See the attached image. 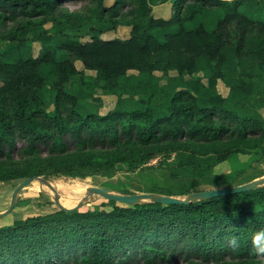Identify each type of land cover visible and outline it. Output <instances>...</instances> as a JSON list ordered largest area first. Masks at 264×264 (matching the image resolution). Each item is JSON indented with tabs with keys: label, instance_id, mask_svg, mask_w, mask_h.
<instances>
[{
	"label": "trees",
	"instance_id": "trees-1",
	"mask_svg": "<svg viewBox=\"0 0 264 264\" xmlns=\"http://www.w3.org/2000/svg\"><path fill=\"white\" fill-rule=\"evenodd\" d=\"M66 1L0 0V21L26 18L0 34L14 41L0 50V182L145 171L151 177L133 184L135 193L186 197L255 178L216 168L256 149L264 157V116L250 105L256 85L264 92V0H175L170 17L154 12L153 5L164 0H134L124 15L119 13L124 0L112 6L94 0L97 6L89 15L58 13ZM49 21L64 27L92 23L93 32L88 40L53 35L45 27ZM120 23L131 26L128 38L101 37ZM32 32L43 45L38 55L27 42ZM60 51L66 56L59 58ZM77 60L84 69L77 68ZM155 70L178 73L162 87L163 102L152 107L129 101L156 92ZM204 70L211 72L208 84L200 77L185 78ZM219 80L227 95L218 92ZM98 88L118 97L104 115L80 105ZM14 136L29 141L18 160ZM67 136L76 139L75 149L67 145ZM36 142H48L53 153L41 156ZM171 152L181 158L147 165ZM26 202L40 208L55 201L39 192ZM101 205L111 210L97 205L85 212L58 208L25 215L14 209L7 215L10 222L0 223V264H176V254L184 251L195 261L190 264H264L252 239L264 229V184L188 204L109 199ZM231 236L239 238L238 247L228 244ZM174 240L180 248L172 247ZM127 246L132 247L124 251L127 260L119 258Z\"/></svg>",
	"mask_w": 264,
	"mask_h": 264
},
{
	"label": "rangeland",
	"instance_id": "rangeland-1",
	"mask_svg": "<svg viewBox=\"0 0 264 264\" xmlns=\"http://www.w3.org/2000/svg\"><path fill=\"white\" fill-rule=\"evenodd\" d=\"M116 0H106L105 4L107 6H112L115 3ZM174 2L175 0H164L162 2H158L154 6V12L156 15H162L164 17H170L174 14ZM97 6L96 2L94 0H69L64 3H62L59 7L58 13L64 12V11H73L78 12L83 15H89L90 9ZM135 6L134 0H124L119 13L120 15L127 14L131 8ZM25 17H20L19 19L15 21L7 20V21H0V34H6L10 30L16 29L18 26H21L23 22H25ZM47 29V32L50 34H56L61 36H66L68 38L72 39H80V40H88L93 32V24H85V25H72L70 27H64L62 25L53 23L49 21L47 25L45 26ZM32 28V27H28ZM131 26H129L126 23H120L117 24L116 27H110L107 30H105L101 37L105 39L113 38V37H119L122 39L128 38L130 36ZM14 41H11L5 37H2L0 35V50H6L9 48L10 45H12ZM16 42V41H15ZM28 44L32 46L33 53L35 55H38L39 52L42 50L43 45L39 42L37 37L32 32V35L28 37ZM66 51H60L59 52V58H63L66 56ZM77 68L79 70L84 69L83 62L81 60L76 61ZM87 73L92 74L94 71L86 70ZM129 73H137L136 70H130ZM154 76L156 77V80L159 84V88H157L155 93H152L151 90H149L146 94H136L135 96H131L129 101H143L149 103L152 107H155L163 102L164 99V93L162 91V87L165 85H168L170 81H172V78L176 77L178 75L177 71L170 70L168 73H164L161 70H155ZM211 75V72L209 70L200 71L194 75L185 74V78L187 80L191 79L192 77H200L202 78L203 82L208 84L209 76ZM79 76H74V79H77ZM1 84V83H0ZM50 82H48V85ZM262 84L256 85V100H252L250 102V105L254 109H258L264 116V92H260ZM216 88L219 93L222 95H227L229 89L226 86V84L219 80L217 82ZM118 97L114 94H108L104 89L98 88L97 92L94 94L88 93L85 95L84 98L80 100L81 108L84 110H90L93 112H96L98 114L104 115L108 113L111 109H113L116 105ZM54 105H51L50 110L53 109ZM67 140V145L71 149H75V142L76 139L70 136V139L68 136L65 138ZM14 143L12 144L14 146V158L16 160L20 159L22 155V149L26 147L29 143L27 139H22L19 136L13 137ZM36 148L40 150L41 156H47L50 155L52 152V147L48 142H36L35 143ZM100 147V145H98ZM261 149H256L254 152L248 153V154H240L233 156L230 160L225 161L217 166L216 170L218 173H241L242 178L245 179H252L253 180L264 176V157H260ZM181 158L180 153L178 152H171L169 154H158L157 156L151 158L147 165L152 164H158V163H171L176 162ZM151 177L150 173H147L145 171H137L136 173L120 170L116 172L111 177H104L100 175H91L85 178H72L68 179L64 176H58L53 178L52 180H49L60 192L61 199L65 201V203H70L69 206L76 205L86 194V192L89 190V188L98 186V187H106L110 188L112 191L121 193L122 191H133L135 193V189L133 187V184H138L141 181L149 180ZM252 181V180H251ZM17 185V184H16ZM15 183L11 182H0V212L4 211L8 208L10 205L12 194L16 188ZM81 185H85L88 188L85 191H81L79 187ZM211 187V186H208ZM39 192H45L52 196L54 199V193L51 191L49 186L44 183L42 184L40 180H35L29 185H27L24 189H22L19 193L18 198H21V202L15 207V210H21L23 211V214L25 215H36L39 213H49L57 210L59 207L57 203L53 202L52 204L48 206H41L40 208H37L32 203H27L26 200L30 196H37ZM124 194V193H123ZM108 198L95 194L91 195L87 201L77 210H80L82 212L88 211V210H94L95 206H100L102 209L111 210L110 206H104L101 205L102 203L108 202ZM55 201V200H54ZM6 217V216H4ZM0 217V223L2 224L7 223L10 220V218L7 216L3 221ZM10 222V221H9ZM8 222V223H9ZM177 245V247H181V243H178V240L173 241V246ZM171 247V248H172ZM170 249V248H169ZM182 250V249H181ZM124 251H132L131 246H127L123 250H120L118 254L120 255L119 258L127 260V257L125 256ZM135 258L139 257L140 250L136 249L134 251ZM186 252L183 253H177L176 254V264H190L191 258H186ZM71 255L67 256L68 261L73 260L70 258ZM51 259L54 262L60 261V259L56 256H51ZM134 260V259H133ZM63 261V260H61ZM174 261V262H175ZM159 262H164L162 260H159ZM44 263V262H43ZM128 260L125 262H120L119 264H127ZM45 264V263H44Z\"/></svg>",
	"mask_w": 264,
	"mask_h": 264
},
{
	"label": "water",
	"instance_id": "water-1",
	"mask_svg": "<svg viewBox=\"0 0 264 264\" xmlns=\"http://www.w3.org/2000/svg\"><path fill=\"white\" fill-rule=\"evenodd\" d=\"M37 179L40 180L42 184L46 183L49 186L51 191L54 193V200L57 203L58 207L60 209H64L67 211L77 210L87 201V199L91 195H95V194L104 196L108 199H112V200H116V201H120V202H124L128 204H135V203L140 202L141 200H147V199H151L154 202H159L163 204H170V203L188 204L195 200H202V199H207V198H211L214 196L226 195V194L235 193V192L249 191V190H252L264 184V176H262L255 180H252V181H249L243 184H239V185L215 187V188L195 191V192L188 194L186 197H176V196L161 194L157 192L123 194V193L114 192L110 188L94 186V187L89 188L85 196L76 205L66 206L61 202L60 192L49 180H46L42 176H31V177L24 179L16 186L12 194L10 205L8 206L6 210L0 212V217L9 215L15 209L18 203V196H19L20 191Z\"/></svg>",
	"mask_w": 264,
	"mask_h": 264
},
{
	"label": "clouds",
	"instance_id": "clouds-1",
	"mask_svg": "<svg viewBox=\"0 0 264 264\" xmlns=\"http://www.w3.org/2000/svg\"><path fill=\"white\" fill-rule=\"evenodd\" d=\"M252 239L256 254L259 257L264 258V229L257 231ZM228 244L233 248L238 247L239 238L237 236H231L228 240Z\"/></svg>",
	"mask_w": 264,
	"mask_h": 264
},
{
	"label": "bare ground",
	"instance_id": "bare-ground-1",
	"mask_svg": "<svg viewBox=\"0 0 264 264\" xmlns=\"http://www.w3.org/2000/svg\"><path fill=\"white\" fill-rule=\"evenodd\" d=\"M87 188H88V187L85 186V185H81V186L79 187V189H80L81 191H85ZM61 202H62L64 205H66V206H69V205H70V203H65V201H63L62 199H61ZM72 206H73V205H72Z\"/></svg>",
	"mask_w": 264,
	"mask_h": 264
}]
</instances>
